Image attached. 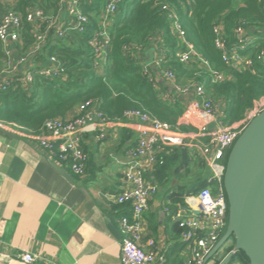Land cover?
Returning a JSON list of instances; mask_svg holds the SVG:
<instances>
[{"label": "trees", "instance_id": "obj_1", "mask_svg": "<svg viewBox=\"0 0 264 264\" xmlns=\"http://www.w3.org/2000/svg\"><path fill=\"white\" fill-rule=\"evenodd\" d=\"M61 0H0V12L14 10L23 18L21 31L22 47L19 55L30 52L36 43L33 27L26 22L33 9H39L51 18L61 14ZM105 0H86L81 5L88 17L85 32L67 31L65 38L56 40L52 35L42 51L35 56L37 63L46 64L56 57L65 64L67 80L49 81L36 77L27 84L23 77H16L7 91H0V122L12 125L24 132L40 135L50 120L72 118L78 107L89 100L96 103L99 111L110 121L125 122L127 112H141L162 123H167L182 133L197 132L195 122L185 117L186 100L170 92L171 87L161 84L157 88L154 75L162 68L175 73L181 86L192 82L203 84L207 97L221 109V120L226 126L242 121L256 102L264 98V64H256L253 70L233 69L223 61L222 53L215 45L214 27L222 24L229 48H237L236 29L246 23L253 42L244 54L255 57L264 50V0H125L117 13L112 27L111 40L106 51V61L97 67L99 59L91 44L99 27V15ZM169 5L182 24L186 39L208 62H181L177 53L184 50L171 23L164 12ZM162 52L161 68L149 64L147 52L160 39ZM7 60L0 44V67ZM211 70L221 72L230 80L216 83ZM169 94L173 100H167ZM177 159L190 161L187 152L175 149ZM230 151L226 152L223 165L226 166ZM166 169L171 156L162 155ZM203 164V162H201ZM209 177L195 184L190 195H197L208 186ZM129 209L131 205H121ZM125 211H127L125 209ZM129 214H126L128 216ZM131 215V214H130ZM223 249L215 264H221L235 247ZM250 264L243 252L228 264ZM213 260V259H212Z\"/></svg>", "mask_w": 264, "mask_h": 264}, {"label": "built area", "instance_id": "obj_2", "mask_svg": "<svg viewBox=\"0 0 264 264\" xmlns=\"http://www.w3.org/2000/svg\"><path fill=\"white\" fill-rule=\"evenodd\" d=\"M125 0H105L100 10L99 27L92 39V46L99 59L98 68L106 61V51L111 40V27ZM86 0H61V14L51 18L43 11L33 9L29 12L26 22L33 27L36 43L32 50L25 55H19L22 47L21 31L23 18L14 10L0 12V44L7 60L0 67V91H7L16 77H23L29 84L36 77L49 81H66L65 64L56 57L48 59L46 64L36 63L38 55L53 35L56 40L64 39L67 31L85 32L88 17L82 12L81 5ZM171 23L172 32L179 39L184 50L177 53L183 63L201 61L204 66L208 62L199 54L196 48L187 41L186 32L180 23L176 12L170 11V6L163 8ZM264 11V8H263ZM215 45L221 51L223 61L237 70H254L256 64H264V50L255 57L244 54L246 47L253 42L248 33L246 23H241L236 29L237 48H229L225 39L222 24L214 27ZM157 42L158 56L154 59V67L161 68L162 52ZM40 64V65H39ZM213 81L225 82L230 78L221 72L211 70ZM154 80L157 88L161 84L171 87L170 92L187 99L196 97L195 103L186 105L185 117L193 120L197 132L182 133L167 123H162L141 112H127V120L138 121V140L131 152L132 161L128 164L125 174V187L121 194L115 197L119 205H131V217L123 216L120 221L122 264H164L165 257L158 254L155 241L148 242V249L141 245L144 227L143 216L148 210L151 200L157 195L158 187L147 181L146 174L152 168L165 165L162 155L168 149L182 148L200 158L211 167L214 176L209 179L208 186L197 195H191L190 202H196L199 207L201 220L197 218L184 219L179 223L182 229V240L190 253L188 264H206L205 260L225 234L229 222V204L223 188L225 154L231 151L236 142L264 108H260L264 98L256 102L246 117L232 125L226 126L221 120L218 107L207 97L203 84L192 82L181 86L177 83L176 75L171 70L162 68L156 72ZM156 76H158L156 78ZM167 100H173L166 94ZM214 122L210 126L209 122ZM122 121H110L99 111L92 100L82 103L76 114L68 119H55L46 123L44 133L27 136L37 141L41 149L51 160L71 168L74 175L83 178L86 174L89 157L82 148V138L86 129H100L99 138H107V129ZM189 139H194L189 141ZM23 264H34L37 257L32 253H23L19 257ZM208 264H211L209 262Z\"/></svg>", "mask_w": 264, "mask_h": 264}, {"label": "crops", "instance_id": "obj_3", "mask_svg": "<svg viewBox=\"0 0 264 264\" xmlns=\"http://www.w3.org/2000/svg\"><path fill=\"white\" fill-rule=\"evenodd\" d=\"M152 50L147 52L149 61L158 56V49ZM195 101V96L189 97L186 105ZM218 112L222 114L220 107ZM137 125L134 119L118 123L107 129L105 139L99 138L100 129H86L82 138L89 157L85 176L79 178L69 166L59 164L73 177L72 182L55 169L40 144L27 136L30 133L0 122L2 264H23L19 260L23 253L36 256L34 264H122L121 240L110 226L121 234L120 219L126 214L131 217L115 197L125 187L138 140ZM177 149L188 153V163L174 157L175 149H168L163 153L172 158L168 167H154L146 174L158 193L143 216L141 245L148 249V242L155 241L158 254L166 259L164 264H188L190 253L179 223L188 218L201 220L189 193L200 180L214 174L200 158Z\"/></svg>", "mask_w": 264, "mask_h": 264}, {"label": "water", "instance_id": "obj_4", "mask_svg": "<svg viewBox=\"0 0 264 264\" xmlns=\"http://www.w3.org/2000/svg\"><path fill=\"white\" fill-rule=\"evenodd\" d=\"M52 164L73 182L63 167ZM223 188L229 204V223L205 263L211 262L233 239L234 250L221 264H228L239 252L245 254L250 264H264V110L250 122L230 151ZM110 230L118 240L122 239L115 227L110 226Z\"/></svg>", "mask_w": 264, "mask_h": 264}, {"label": "rangeland", "instance_id": "obj_5", "mask_svg": "<svg viewBox=\"0 0 264 264\" xmlns=\"http://www.w3.org/2000/svg\"><path fill=\"white\" fill-rule=\"evenodd\" d=\"M261 105V107L260 108H264V102L262 103V104H260ZM209 174V173H208ZM214 176V174L212 173V174H210L209 175V178H212ZM228 223L229 222H227V227H228ZM226 230H227V228L225 229V233H226ZM232 244H234V241H233V239L226 245V246H228V245H232ZM226 248V247H225ZM223 257H224V255H223V251L220 253V260H222L223 259ZM215 259H217L216 257L211 261V262H215L216 260ZM234 263L235 264H241V262H240V260L237 258L235 261H234ZM213 264V263H212Z\"/></svg>", "mask_w": 264, "mask_h": 264}]
</instances>
